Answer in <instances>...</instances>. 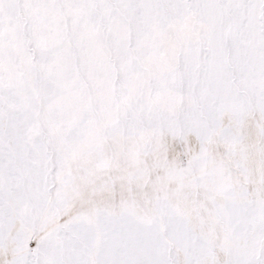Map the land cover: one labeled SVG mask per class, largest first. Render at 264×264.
Here are the masks:
<instances>
[{"label":"snow or ice","instance_id":"6c2138e0","mask_svg":"<svg viewBox=\"0 0 264 264\" xmlns=\"http://www.w3.org/2000/svg\"><path fill=\"white\" fill-rule=\"evenodd\" d=\"M0 264H264V0H0Z\"/></svg>","mask_w":264,"mask_h":264}]
</instances>
